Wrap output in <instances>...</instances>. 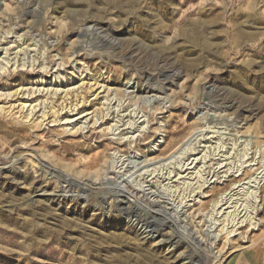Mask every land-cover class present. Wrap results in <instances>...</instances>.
<instances>
[{"label": "rangeland", "instance_id": "obj_1", "mask_svg": "<svg viewBox=\"0 0 264 264\" xmlns=\"http://www.w3.org/2000/svg\"><path fill=\"white\" fill-rule=\"evenodd\" d=\"M0 264H264V0H0Z\"/></svg>", "mask_w": 264, "mask_h": 264}, {"label": "bare ground", "instance_id": "obj_2", "mask_svg": "<svg viewBox=\"0 0 264 264\" xmlns=\"http://www.w3.org/2000/svg\"><path fill=\"white\" fill-rule=\"evenodd\" d=\"M160 141L158 140V139H155L154 140V144L156 145V144H158ZM174 156V154L172 155V157Z\"/></svg>", "mask_w": 264, "mask_h": 264}]
</instances>
